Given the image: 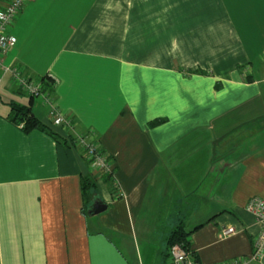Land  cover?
Returning <instances> with one entry per match:
<instances>
[{
	"label": "crops",
	"instance_id": "crops-1",
	"mask_svg": "<svg viewBox=\"0 0 264 264\" xmlns=\"http://www.w3.org/2000/svg\"><path fill=\"white\" fill-rule=\"evenodd\" d=\"M11 33L4 63L42 86L30 99L0 70V264L168 263L179 225L199 264H264L245 209L264 198V0H25ZM13 103L67 144L25 131Z\"/></svg>",
	"mask_w": 264,
	"mask_h": 264
},
{
	"label": "built area",
	"instance_id": "built-area-1",
	"mask_svg": "<svg viewBox=\"0 0 264 264\" xmlns=\"http://www.w3.org/2000/svg\"><path fill=\"white\" fill-rule=\"evenodd\" d=\"M25 0H7L0 6V70L9 73L12 82L16 87L27 93L29 96H38L41 93V84L36 80L23 74V70L18 66L6 65L5 58L14 47L16 39L11 33V29L17 18ZM44 103L49 105L47 120L49 124L57 127H69L68 116L63 115L60 110L52 105L50 96L43 97ZM23 126V122L19 123ZM85 150V157L91 168L98 173H111L110 161L98 146L89 138L88 135H79L75 139ZM245 209L254 218L259 226V232L253 239L254 252L251 259H260L264 254V198L252 196L245 204ZM235 231L232 226L222 229L223 235L231 234ZM247 259L233 260L230 263L222 262L219 264H245ZM169 264H199L181 244H173L169 249Z\"/></svg>",
	"mask_w": 264,
	"mask_h": 264
},
{
	"label": "trees",
	"instance_id": "trees-1",
	"mask_svg": "<svg viewBox=\"0 0 264 264\" xmlns=\"http://www.w3.org/2000/svg\"><path fill=\"white\" fill-rule=\"evenodd\" d=\"M29 97L30 99L33 98V96H29ZM9 117L11 120H13L16 123L23 122L22 128L25 131H28L30 129L43 130L49 133L57 142L62 143L64 145L67 144L68 138L62 136L60 133L55 131L49 124L41 121L35 115H33L28 105H20V104H14V103L11 104V112H10ZM82 184H83V194L87 196L88 194L87 190L92 185H94V182H92L89 177H84ZM197 227L199 226H196L195 228ZM190 233L191 231L185 232L181 225L173 228L171 232L169 233L167 240H166V248H167L166 251L168 253L167 252L165 253V258L169 256V249L173 244L178 243V244H181L184 248H187L188 242H189V240L187 239V236ZM163 264H169V262L165 263V261H163Z\"/></svg>",
	"mask_w": 264,
	"mask_h": 264
},
{
	"label": "water",
	"instance_id": "water-1",
	"mask_svg": "<svg viewBox=\"0 0 264 264\" xmlns=\"http://www.w3.org/2000/svg\"><path fill=\"white\" fill-rule=\"evenodd\" d=\"M104 209H106V205L101 203L98 200H95L93 202V208L90 210L91 214H98L100 212H102Z\"/></svg>",
	"mask_w": 264,
	"mask_h": 264
},
{
	"label": "rangeland",
	"instance_id": "rangeland-1",
	"mask_svg": "<svg viewBox=\"0 0 264 264\" xmlns=\"http://www.w3.org/2000/svg\"><path fill=\"white\" fill-rule=\"evenodd\" d=\"M34 98H35V100H36V99H41V97H39V96H35ZM32 114H33V113H32ZM186 221H187V220H186Z\"/></svg>",
	"mask_w": 264,
	"mask_h": 264
}]
</instances>
